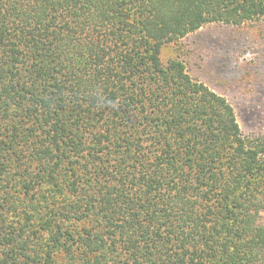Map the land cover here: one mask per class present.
I'll return each mask as SVG.
<instances>
[{
	"label": "trees",
	"instance_id": "1",
	"mask_svg": "<svg viewBox=\"0 0 264 264\" xmlns=\"http://www.w3.org/2000/svg\"><path fill=\"white\" fill-rule=\"evenodd\" d=\"M264 0H0V264H264V144L162 47Z\"/></svg>",
	"mask_w": 264,
	"mask_h": 264
},
{
	"label": "rangeland",
	"instance_id": "2",
	"mask_svg": "<svg viewBox=\"0 0 264 264\" xmlns=\"http://www.w3.org/2000/svg\"><path fill=\"white\" fill-rule=\"evenodd\" d=\"M232 105L244 137L264 144V16L241 25L205 24L160 52ZM264 222V212L261 213Z\"/></svg>",
	"mask_w": 264,
	"mask_h": 264
}]
</instances>
